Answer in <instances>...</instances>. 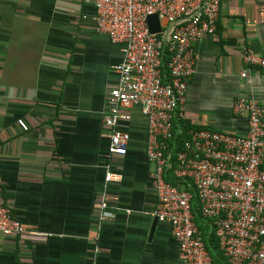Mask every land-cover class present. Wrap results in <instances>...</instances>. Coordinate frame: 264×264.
<instances>
[{"label": "crops", "instance_id": "crops-1", "mask_svg": "<svg viewBox=\"0 0 264 264\" xmlns=\"http://www.w3.org/2000/svg\"><path fill=\"white\" fill-rule=\"evenodd\" d=\"M92 14L84 0H0V203L34 232L0 235V264H177L169 225L149 234L153 166L138 107L119 126L125 153L107 155L101 118L121 45L92 30ZM243 47L264 55V0H219L213 34L193 44L184 121L245 132L232 102L264 100V74L242 62ZM106 164L117 180L105 185ZM103 189L110 214L96 228Z\"/></svg>", "mask_w": 264, "mask_h": 264}, {"label": "built area", "instance_id": "built-area-1", "mask_svg": "<svg viewBox=\"0 0 264 264\" xmlns=\"http://www.w3.org/2000/svg\"><path fill=\"white\" fill-rule=\"evenodd\" d=\"M84 1L93 8L92 30L121 45V58L113 66L115 82L106 92L101 118L108 129L107 155L125 153L129 135L119 126L130 119V109L138 107L145 123L144 154L153 166L152 215L169 225L177 244V264H213L192 219L193 197L225 264H264V100L237 97L232 102L233 113L246 119L242 134L181 127L184 94L194 73L193 44L213 34L219 0ZM150 14L157 16V32L148 29ZM240 55L244 64L264 74V55L248 47L241 48ZM16 124L27 129L20 119ZM179 135L184 138L176 142ZM169 170L193 192L167 181ZM116 180L106 164L104 184ZM109 214L103 189L96 228ZM26 233L34 232L0 203V235Z\"/></svg>", "mask_w": 264, "mask_h": 264}, {"label": "trees", "instance_id": "trees-1", "mask_svg": "<svg viewBox=\"0 0 264 264\" xmlns=\"http://www.w3.org/2000/svg\"><path fill=\"white\" fill-rule=\"evenodd\" d=\"M182 121H183V124L181 127L183 129L201 128L202 127V126L190 125L186 121H184V120H182ZM182 138H184V135H179L176 139V142H180ZM262 167L264 168V163H263ZM165 178L170 183L177 185V186H180V187H183L184 189L188 190L191 193L193 192L191 187L188 186L186 183H183L180 180L173 178L171 170H169L167 172V175ZM191 213H192V219H193L194 223L196 224L197 228L200 230V232L203 236V241L205 243L206 249L208 250V252L210 254L212 263L213 264H225L224 258L221 256L220 250L218 249L217 240H216L213 232L207 231V229L205 227L206 221L203 217H201V215L198 212V205H197V201H196L195 197H193L192 201H191Z\"/></svg>", "mask_w": 264, "mask_h": 264}, {"label": "water", "instance_id": "water-1", "mask_svg": "<svg viewBox=\"0 0 264 264\" xmlns=\"http://www.w3.org/2000/svg\"><path fill=\"white\" fill-rule=\"evenodd\" d=\"M147 26L150 32H157L159 30L158 21L156 14H150L146 17ZM157 219L155 216L152 218L149 234L154 228V225L156 223Z\"/></svg>", "mask_w": 264, "mask_h": 264}]
</instances>
